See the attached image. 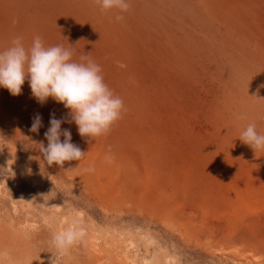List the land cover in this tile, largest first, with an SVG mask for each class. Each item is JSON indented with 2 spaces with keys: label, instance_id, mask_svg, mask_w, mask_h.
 Returning <instances> with one entry per match:
<instances>
[{
  "label": "rangeland",
  "instance_id": "1",
  "mask_svg": "<svg viewBox=\"0 0 264 264\" xmlns=\"http://www.w3.org/2000/svg\"><path fill=\"white\" fill-rule=\"evenodd\" d=\"M129 3L118 22L95 0H0V51L39 35L88 54L126 109L93 139L27 80L0 87V264H51L73 225L58 264H264V150L239 139L264 134V0ZM53 113L82 160H44Z\"/></svg>",
  "mask_w": 264,
  "mask_h": 264
},
{
  "label": "clouds",
  "instance_id": "2",
  "mask_svg": "<svg viewBox=\"0 0 264 264\" xmlns=\"http://www.w3.org/2000/svg\"><path fill=\"white\" fill-rule=\"evenodd\" d=\"M95 3L101 12L114 11L118 22L131 7L129 0H95ZM115 63L121 69L127 67L122 61ZM26 80L38 102L43 104L53 98L70 110L71 121L68 122H75L81 136L94 139L108 134L126 111L122 98L105 83L102 67L90 55L81 54L79 60H75L71 48L62 44L45 46L39 35L28 47L23 43V37L17 36L0 51V87L18 96ZM238 118L247 117L241 115ZM64 122L51 114L50 127L44 133L47 146L43 142L39 144L49 166H63L66 161H80L85 156L79 146L72 143L71 131L61 129ZM41 126L42 117L37 113L30 131L38 132ZM239 139L255 151L264 150V134L257 131L254 122L247 124ZM105 161L111 163L112 157L106 156ZM85 171L94 172L95 168L90 166ZM83 235L81 227L70 226L52 235L51 246L56 249L58 257H63ZM58 257L53 256L51 264H58Z\"/></svg>",
  "mask_w": 264,
  "mask_h": 264
}]
</instances>
